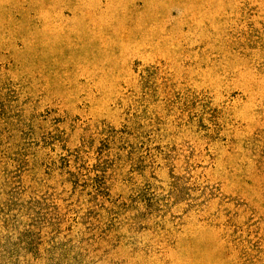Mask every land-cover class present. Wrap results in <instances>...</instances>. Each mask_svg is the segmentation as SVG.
<instances>
[{
	"label": "rangeland",
	"instance_id": "rangeland-1",
	"mask_svg": "<svg viewBox=\"0 0 264 264\" xmlns=\"http://www.w3.org/2000/svg\"><path fill=\"white\" fill-rule=\"evenodd\" d=\"M0 264H264V0H0Z\"/></svg>",
	"mask_w": 264,
	"mask_h": 264
}]
</instances>
